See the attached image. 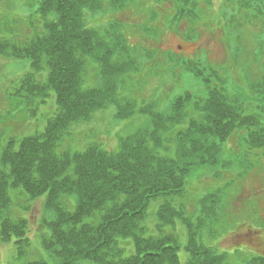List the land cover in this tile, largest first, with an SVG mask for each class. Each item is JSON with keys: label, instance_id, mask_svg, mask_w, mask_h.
Returning a JSON list of instances; mask_svg holds the SVG:
<instances>
[{"label": "trees", "instance_id": "1", "mask_svg": "<svg viewBox=\"0 0 264 264\" xmlns=\"http://www.w3.org/2000/svg\"><path fill=\"white\" fill-rule=\"evenodd\" d=\"M149 1L33 0L35 10L22 18L25 26L19 33L25 31L26 36L19 37L23 42L19 37L14 42L0 40V57L29 62L30 71L18 80L15 91L25 110L34 113L51 94L56 100L42 133L19 141L11 138L4 148L0 145V240L14 239L16 263L182 264L175 233L179 221L188 239L184 264H229L226 254L216 253L198 239L202 231L213 237L211 227L225 218L222 193L203 196L193 210L190 204L187 213L194 212L195 222L181 205H173L172 197L186 196V180L193 172L229 167L221 160L227 141L243 146L246 153L264 152V125L258 116L244 114L245 105L233 96L222 72L206 69L182 51L187 61L178 70L201 84L202 95L196 98L185 91L170 101L164 114L153 104L137 108L135 93L119 98L140 65L154 57L143 47L132 46L126 29L112 16ZM194 1L156 0L159 7L136 29L141 40L155 39L158 32L180 35V23L187 22L190 27L181 35V43L198 41L203 29L200 16L206 11H192ZM226 1H239L231 18L239 14L246 29L260 30L245 17L250 13L253 19L264 21V0ZM166 6L172 7L171 16L163 13ZM99 17L113 20L104 25ZM169 17L167 28L163 22ZM89 73L98 75L104 86L86 88ZM241 77L245 79L243 73ZM259 82L249 86L244 80L245 88L264 105L259 98L264 92L263 71ZM111 105L116 108L115 119L139 114L148 116V125L121 138L116 152L98 143L73 153L62 148L68 129L90 121L93 113ZM40 199L44 215L39 227L47 231L41 237V248L47 260L25 261L30 247L27 221L21 213L30 211ZM157 199L163 202L156 209V231L145 235L143 223L149 205ZM122 239L129 240L130 254ZM245 264H264V258L254 256Z\"/></svg>", "mask_w": 264, "mask_h": 264}, {"label": "rangeland", "instance_id": "2", "mask_svg": "<svg viewBox=\"0 0 264 264\" xmlns=\"http://www.w3.org/2000/svg\"><path fill=\"white\" fill-rule=\"evenodd\" d=\"M155 1L150 0L148 4L139 6V8L135 5L125 12L112 16L121 23L124 30L126 29L132 46H137L139 49L143 47L154 57V60L145 62L143 67L140 65L137 76L132 77L133 81L128 83L124 89L126 93H121L119 98H127V93H135L134 100L137 108L153 104L157 112L164 114L170 101L183 92L189 91L195 97L202 95L201 84L178 70L179 64L187 61L180 54L182 51L185 57L195 58L206 69L212 68L222 72V76L226 78L233 91V96L238 97L242 101L241 104L245 105L244 114L258 116L264 125L263 102L256 99L254 93L250 92L251 89L245 88L244 84V80L249 86L260 83L259 78L262 71L264 72V21L260 19L261 17L253 19V15L246 14L247 22L255 26L258 24L260 28L258 31H251L245 28L241 15L234 13L231 18V10H235L236 5L234 4L239 5V1L232 4L226 0H196L192 11L195 9H199V12L206 11L205 16H200V26L203 29L199 32L198 41L181 43L184 41L181 35H184L190 27L187 22L180 23V35L173 32L165 34L158 32L155 39L141 40L140 31L136 29L141 28L138 24L159 7L155 5ZM35 7L33 0H0V40L14 42L19 36L25 37V31L19 33L25 26L22 18L32 13ZM163 13L166 17L171 16L172 7L166 6ZM190 16L196 19L192 14ZM19 19L21 21H16ZM100 19L104 21V25L109 20H113L111 17ZM168 21L170 17L163 22L167 28L169 27ZM226 25L230 26L226 27ZM157 27L160 28L159 25ZM158 28H156L157 31H159ZM256 29L255 27L254 30ZM238 35H241V40L237 39ZM21 40L20 38L19 42H23ZM178 46L182 47L181 51L178 50ZM235 46L238 47V51ZM169 51L180 54L181 57H176ZM171 70L172 74H170ZM29 71V62L25 60L12 61L0 57L1 148H4L11 138L19 141V139L42 133L46 119L55 109L56 100L52 94L46 99L45 105H39L34 109V113L26 111L25 104L20 103L22 99L15 92L17 82ZM242 73L245 79L241 77ZM89 75L90 77H87L89 85L86 84V88L104 86L98 75L97 77H93L91 73ZM232 77H234V82ZM234 83L240 87H235ZM259 98L264 99V92L259 94ZM49 100H52V103ZM115 114L116 108L113 105L104 110H97L90 121L73 126L71 130L68 129L62 148L73 153L83 151L89 143H98L104 150L116 152L119 149L121 138L145 128L149 123L148 116L134 114L130 118L120 120L114 118ZM27 131L30 132L27 133ZM221 160L229 163L227 169L223 167H217L214 170L205 168L193 172L186 180V196L178 197L179 199L172 197L173 205L177 208L181 205L186 211V216L195 222L194 212L187 213L190 204L193 210L196 202L203 196L220 191L226 210L225 218L223 217L211 227L215 231L213 237H210L206 231H202L198 239L202 241L203 246L210 247L216 253L226 254L229 264H245L254 256L264 258V152L246 153L243 151V146L227 141L224 144ZM215 172L218 175L214 176ZM20 198L19 195L18 199ZM162 202V199H157L149 205L148 216L143 223V226L147 228L145 235L156 231L154 225L156 209ZM42 204V199H40L30 211L21 213L27 221L30 247L28 254L24 255L25 261L47 260V255L41 248V237L47 234V231L41 227V224V228L39 227L41 217L43 218L44 215ZM228 227L232 230L227 234ZM175 229L179 246L178 260L184 264L188 256L184 249L188 240L187 235L179 221L176 222ZM244 235H247L249 239L241 237ZM121 243L126 248V253L130 254L132 249L129 246V240L122 239ZM14 247V239L11 238L8 243L0 240V264L20 263L15 262Z\"/></svg>", "mask_w": 264, "mask_h": 264}, {"label": "flooded vegetation", "instance_id": "3", "mask_svg": "<svg viewBox=\"0 0 264 264\" xmlns=\"http://www.w3.org/2000/svg\"><path fill=\"white\" fill-rule=\"evenodd\" d=\"M180 49V47L178 46V50Z\"/></svg>", "mask_w": 264, "mask_h": 264}]
</instances>
